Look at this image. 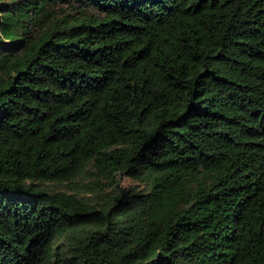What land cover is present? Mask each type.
I'll list each match as a JSON object with an SVG mask.
<instances>
[{"label": "trees", "instance_id": "trees-1", "mask_svg": "<svg viewBox=\"0 0 264 264\" xmlns=\"http://www.w3.org/2000/svg\"><path fill=\"white\" fill-rule=\"evenodd\" d=\"M0 264H264V0H0Z\"/></svg>", "mask_w": 264, "mask_h": 264}, {"label": "rangeland", "instance_id": "rangeland-1", "mask_svg": "<svg viewBox=\"0 0 264 264\" xmlns=\"http://www.w3.org/2000/svg\"><path fill=\"white\" fill-rule=\"evenodd\" d=\"M122 181L127 186L136 182L133 178L126 177V176L123 177ZM73 185H75V184H73V183H64V184H61V185H57L56 187L70 191L71 190V186H73Z\"/></svg>", "mask_w": 264, "mask_h": 264}]
</instances>
